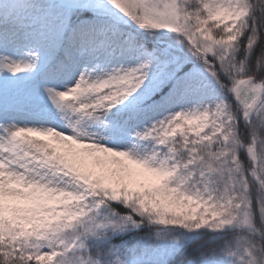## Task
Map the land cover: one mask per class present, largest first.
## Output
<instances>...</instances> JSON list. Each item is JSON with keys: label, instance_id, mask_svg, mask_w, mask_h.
<instances>
[{"label": "snow or ice", "instance_id": "6c2138e0", "mask_svg": "<svg viewBox=\"0 0 264 264\" xmlns=\"http://www.w3.org/2000/svg\"><path fill=\"white\" fill-rule=\"evenodd\" d=\"M0 264H264V0H0Z\"/></svg>", "mask_w": 264, "mask_h": 264}]
</instances>
